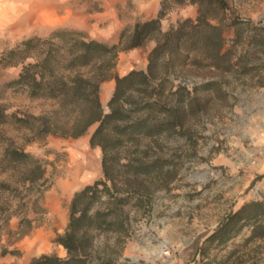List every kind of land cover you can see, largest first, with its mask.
Wrapping results in <instances>:
<instances>
[{"label":"rangeland","instance_id":"rangeland-1","mask_svg":"<svg viewBox=\"0 0 264 264\" xmlns=\"http://www.w3.org/2000/svg\"><path fill=\"white\" fill-rule=\"evenodd\" d=\"M15 1L22 6L23 0ZM137 1L70 0L59 9H71L76 21L95 25L90 38L115 44L123 30L152 15L142 12L144 7ZM42 2L48 12L60 5L57 0H30V6L38 8ZM226 2L227 8L213 13L218 18L211 20L226 26V55L212 63L204 54L191 53V59L198 62L176 65L165 75L162 100L171 109L170 122L180 124V133L144 137L114 152L124 173L120 186L128 203L111 215L119 223L113 231L95 233L91 264H264V239L249 241L248 228L226 246H210L204 260L198 254L229 214L246 203L264 201V32L253 30L264 26V0ZM184 7H175L168 14L170 29L189 18L182 13ZM55 29L47 35L22 32L16 25L1 29L0 57L22 39L47 37ZM115 37L116 42H110ZM149 41L157 42V38ZM19 72L20 68L0 66V104L9 114L21 116H39L51 110L52 102L34 100L7 88ZM103 108L109 111L108 102ZM155 117L163 120L165 115L156 113ZM28 138L25 131L0 126V264L29 260V240L40 229L56 228L49 215V207L55 203L61 209L56 215L58 224L64 219L67 225L69 222L73 197L68 202L63 186L78 172L74 142L72 138L48 136L28 144ZM13 145L42 161L44 181L25 182V167L10 162L5 154ZM90 157L94 178L89 184H93L103 176L102 152ZM128 164L151 166L152 173L134 179ZM54 246L56 249L47 255L65 259L67 251Z\"/></svg>","mask_w":264,"mask_h":264},{"label":"trees","instance_id":"trees-1","mask_svg":"<svg viewBox=\"0 0 264 264\" xmlns=\"http://www.w3.org/2000/svg\"><path fill=\"white\" fill-rule=\"evenodd\" d=\"M186 5L197 6V17L179 21L162 34L163 20L175 7ZM227 5L226 0H162L155 18L123 30L115 44L92 39L84 31L59 28L47 37L24 38L3 52L0 66L20 68L7 88L34 100L50 101L53 108L39 116H21L9 114L6 106L0 104V126L25 131L31 144L48 136L77 139L97 125L90 144L102 151L103 176L74 194L66 231L53 240L67 251V257L42 255L30 264H91L95 233L113 231L119 223L111 215L128 203L120 186L124 173L114 152L144 137L180 133L177 128L180 124L170 122L171 109L162 100L165 75L176 65L198 62L197 58L191 59V53L204 54L212 63L226 55L223 50L226 26L213 24L211 20L218 18L213 13L226 9ZM245 24L252 26L251 21ZM253 30L264 32V26ZM154 37L157 44L148 55L147 70H132L119 76L116 73L119 54L143 48ZM111 79L115 80V89L106 113L101 86ZM156 113H163L165 118L157 120ZM5 152L10 162L25 167V182L44 181L46 169L40 159L14 145ZM126 167L131 168L128 173L134 179L152 173L151 166ZM97 205L106 208L99 209ZM247 228L251 230L249 241L264 239V201L246 203L229 214L205 240L198 254L204 260L210 246H226Z\"/></svg>","mask_w":264,"mask_h":264},{"label":"crops","instance_id":"crops-1","mask_svg":"<svg viewBox=\"0 0 264 264\" xmlns=\"http://www.w3.org/2000/svg\"><path fill=\"white\" fill-rule=\"evenodd\" d=\"M65 1L69 2L70 0H57L56 3L60 5H56V10L48 12L45 2H42V5L39 4L38 8H32L30 6V0H23L22 6H17L15 0H0V30L10 25H16L21 28L22 32L34 31L42 32L44 33V35H47V33L52 29L68 28L84 31L88 35L93 37L95 34V25L88 24L86 21H76L73 18L74 12L71 9H67L66 12L60 11L59 7ZM161 1L162 0L137 1L138 5L144 7V9H142V12L149 11L152 13V15L148 19L144 20V22L149 21L157 16L161 8ZM182 13L186 18L189 17L191 19H195L198 15L197 6L187 5L182 9ZM170 16L166 17L162 22V34L170 30V24L172 23V19L169 20ZM47 23L51 25L48 28L46 27ZM119 29L120 28L118 27L116 31ZM110 42H116V37ZM156 44V41H148L146 43V46H144L143 48L133 49L129 52H121L118 57L116 73L119 76H125L132 70H146L148 67V55L155 48ZM114 89V79L106 81L102 84V105L104 103L107 104L108 100L112 96ZM95 129L96 128L91 127L84 136L77 139H72V141L74 142L72 152L76 153L75 161L78 166V172L76 173L72 182L69 181L68 184L66 183L63 186V196L68 199V202L71 200L75 192L83 188L86 184H89L94 178V172L91 171L92 159L90 156L92 155V153L100 156L102 152L99 147L92 148L90 144V139ZM49 208V215L53 221H56V224L54 226L56 228H52L48 231L45 228L40 229L34 235V238L29 240L31 247L28 250V256L30 257L25 264H30L32 259L42 255H47L54 251V249H56L54 246L55 244L53 243L54 237L56 235H62L65 232L67 221H65L64 219V221H62V223L59 225L56 218V215L61 211L59 204L55 203Z\"/></svg>","mask_w":264,"mask_h":264}]
</instances>
